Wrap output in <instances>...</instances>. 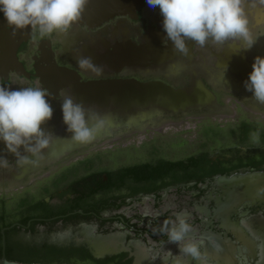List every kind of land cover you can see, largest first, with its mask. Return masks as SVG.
I'll use <instances>...</instances> for the list:
<instances>
[{
    "label": "flooded vegetation",
    "instance_id": "af4514ba",
    "mask_svg": "<svg viewBox=\"0 0 264 264\" xmlns=\"http://www.w3.org/2000/svg\"><path fill=\"white\" fill-rule=\"evenodd\" d=\"M244 8L256 40L251 49L238 39L209 41L203 48L188 40L187 55L166 40L159 8L146 0L97 25L74 21L44 35L31 25L18 36L0 13V86L42 87L54 109L41 125L51 133L47 148L37 154L23 148L27 160L11 153L6 165L0 161V213L13 223L30 214L53 232H69L62 244L83 246L95 262L72 263L162 264L151 257L163 256V250L180 255V249L153 230L186 210L194 229L187 236L203 241L210 264H264V182L263 193L240 200L222 218L212 217L215 204L231 197L223 193L229 178L264 172V104L244 87L254 57L264 56V4L245 0ZM83 57L91 64H79ZM60 68L82 83L160 82L198 100L196 107L164 112L150 122L138 108L98 125L99 111L62 84ZM63 93L82 104L94 128L88 141L70 139ZM179 259L196 264L183 254Z\"/></svg>",
    "mask_w": 264,
    "mask_h": 264
},
{
    "label": "clouds",
    "instance_id": "9594fccd",
    "mask_svg": "<svg viewBox=\"0 0 264 264\" xmlns=\"http://www.w3.org/2000/svg\"><path fill=\"white\" fill-rule=\"evenodd\" d=\"M259 2L264 4V0ZM86 3L87 0H0V13L6 25L14 29L36 25L44 35L66 30L80 18ZM146 3L152 9L159 8L166 40H170L173 48L181 54L187 55L188 40L203 48L209 41L223 45L226 41L238 39L244 42L246 50L256 43L248 27L245 0H146ZM78 63L90 65L91 58L83 57ZM251 67L244 87L252 93V98L264 104V56H255ZM62 95V120L66 131L72 134L70 139L88 141L94 128L89 126L82 104L75 102L70 93ZM48 96L42 87L11 90L0 86V141L17 159H28L18 151L20 146H24L25 152L37 154L49 145L51 133L41 127L54 112ZM251 138L258 142L259 133H251ZM0 161L7 164L3 158ZM174 215L175 219L163 220L153 234L166 235L168 242L178 245L180 255L191 257L196 264H210L207 255L201 251L203 241L196 236H187L194 231L189 222L190 214L185 210ZM212 243L215 246V242ZM163 251V256L154 255L151 259L159 257L162 264H169L170 259L171 264H187L179 259L180 255Z\"/></svg>",
    "mask_w": 264,
    "mask_h": 264
},
{
    "label": "water",
    "instance_id": "95a60500",
    "mask_svg": "<svg viewBox=\"0 0 264 264\" xmlns=\"http://www.w3.org/2000/svg\"><path fill=\"white\" fill-rule=\"evenodd\" d=\"M135 3L136 0H87L80 18L76 21L85 23L87 26L97 25L116 13L131 10ZM30 26L16 29L17 35H22L24 29ZM58 72L63 77L62 84L71 89L75 98L87 101L90 107L92 106L99 111L100 118L96 120L98 125L103 121L105 122L106 118L110 117L112 120L125 114V111L132 113L134 109L137 110L138 108L141 109V115L146 122H150L153 117L164 112L178 113L196 107V105L193 106V102L198 100L192 94L193 92L191 93L186 89H172L160 82L138 83L134 80H112L82 83L72 71L66 68H60ZM23 148L24 146H20L18 151ZM0 149L6 156L5 160H8L11 153L5 150L3 141H0ZM218 179L222 181L224 177ZM263 182L264 172L246 173L237 179L229 178L225 182L228 189H225L223 193L225 196H233L234 198L230 197L223 203L215 204L212 217L222 218L228 214L227 210L240 200L248 199L256 193H263ZM13 225L26 227L28 222L25 225L12 223L0 229V264H39L5 259L3 231Z\"/></svg>",
    "mask_w": 264,
    "mask_h": 264
},
{
    "label": "trees",
    "instance_id": "16d2710c",
    "mask_svg": "<svg viewBox=\"0 0 264 264\" xmlns=\"http://www.w3.org/2000/svg\"><path fill=\"white\" fill-rule=\"evenodd\" d=\"M28 221L29 224L26 227L13 225L3 231V253L6 260L39 264H70L74 258L92 260L83 246L76 247L72 244H56L46 240H33L38 231V226H46L48 222L42 219L32 220L29 214L22 217L18 223L25 225ZM53 222V220L49 221L50 225ZM12 223L13 221L8 219L5 213H0V229ZM52 229V227L46 226L45 231L50 232ZM92 263H95L94 260H92Z\"/></svg>",
    "mask_w": 264,
    "mask_h": 264
},
{
    "label": "rangeland",
    "instance_id": "374dc122",
    "mask_svg": "<svg viewBox=\"0 0 264 264\" xmlns=\"http://www.w3.org/2000/svg\"><path fill=\"white\" fill-rule=\"evenodd\" d=\"M189 127L192 126V122H189ZM178 128H183V126H179ZM70 233L67 231H45L42 228H39L36 235L32 238L33 240H46L51 243L62 244L65 240L70 237ZM70 264H82V263H70Z\"/></svg>",
    "mask_w": 264,
    "mask_h": 264
}]
</instances>
